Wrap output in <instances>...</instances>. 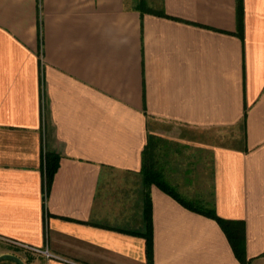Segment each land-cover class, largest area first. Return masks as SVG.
Masks as SVG:
<instances>
[{
	"label": "crops",
	"instance_id": "obj_1",
	"mask_svg": "<svg viewBox=\"0 0 264 264\" xmlns=\"http://www.w3.org/2000/svg\"><path fill=\"white\" fill-rule=\"evenodd\" d=\"M148 200L152 264H264V0H0V264H148Z\"/></svg>",
	"mask_w": 264,
	"mask_h": 264
},
{
	"label": "trees",
	"instance_id": "obj_2",
	"mask_svg": "<svg viewBox=\"0 0 264 264\" xmlns=\"http://www.w3.org/2000/svg\"><path fill=\"white\" fill-rule=\"evenodd\" d=\"M238 11H239V17H240L241 10L238 9ZM240 24L241 23L239 19V25ZM144 174L149 182H154L158 186L163 188L164 190L170 192L168 189L167 183L163 179V175L159 171H153V170L149 171L148 170V171H144ZM149 211H150V206H149V200H148V212H147L148 227H147L146 232L143 234L147 238L148 264H152V228H151V218H150ZM209 215L212 218H214L225 231L229 239V242L231 244V247L236 257L241 261V264H248V261L246 260V254H245V234H244V230H243L244 227H243L242 222L223 219L217 216L213 211H211Z\"/></svg>",
	"mask_w": 264,
	"mask_h": 264
},
{
	"label": "built area",
	"instance_id": "obj_3",
	"mask_svg": "<svg viewBox=\"0 0 264 264\" xmlns=\"http://www.w3.org/2000/svg\"><path fill=\"white\" fill-rule=\"evenodd\" d=\"M15 244H19L21 246H24L25 248L27 249H30L32 250L33 252H36V253H39V254H43L45 255L46 257H54L55 255H53L52 253H50L47 249H37L35 247H32V246H29V245H25V244H22V243H17V242H14ZM57 257V256H56ZM59 258V257H57Z\"/></svg>",
	"mask_w": 264,
	"mask_h": 264
}]
</instances>
